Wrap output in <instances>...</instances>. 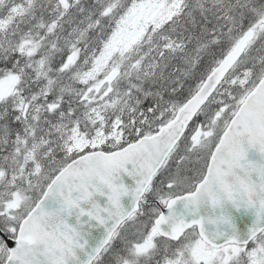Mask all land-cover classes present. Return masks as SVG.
Here are the masks:
<instances>
[{"label":"snow or ice","instance_id":"1","mask_svg":"<svg viewBox=\"0 0 264 264\" xmlns=\"http://www.w3.org/2000/svg\"><path fill=\"white\" fill-rule=\"evenodd\" d=\"M0 264H264V0H0Z\"/></svg>","mask_w":264,"mask_h":264}]
</instances>
